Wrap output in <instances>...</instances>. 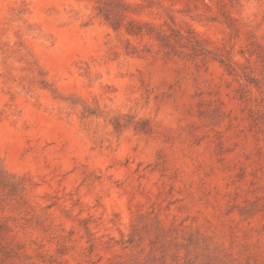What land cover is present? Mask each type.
I'll use <instances>...</instances> for the list:
<instances>
[{
  "label": "clouds",
  "instance_id": "clouds-1",
  "mask_svg": "<svg viewBox=\"0 0 264 264\" xmlns=\"http://www.w3.org/2000/svg\"><path fill=\"white\" fill-rule=\"evenodd\" d=\"M0 264H264V0H0Z\"/></svg>",
  "mask_w": 264,
  "mask_h": 264
}]
</instances>
